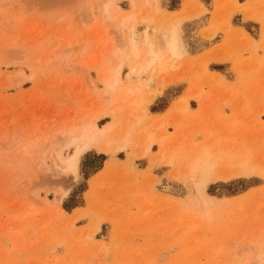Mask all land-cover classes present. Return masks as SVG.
<instances>
[{"label": "rangeland", "instance_id": "obj_1", "mask_svg": "<svg viewBox=\"0 0 264 264\" xmlns=\"http://www.w3.org/2000/svg\"><path fill=\"white\" fill-rule=\"evenodd\" d=\"M244 1L123 0L105 12L104 0H0V264H258L264 258L258 54L264 0L248 5L243 19L253 24H242L254 38L260 27L258 44L247 33L250 45L219 46L195 62L190 59L199 55L189 58L183 44L197 54L207 45L197 38L201 28L200 35L212 24L206 32L214 36L201 37L217 40L241 26ZM131 11L152 17L136 25L137 43L154 39L160 20L178 21L165 71L138 76L136 61L109 57L125 43L128 28L120 32L117 25ZM246 52L252 56L246 59ZM225 60L234 63L240 87L230 63V70L211 63ZM114 67L121 68L123 87L145 84L125 101L128 110L96 124H113L104 140L123 148L66 146L70 126L105 108L100 75ZM140 98L141 105L128 106ZM136 114L143 119L124 146L122 129ZM147 137L153 143L143 157ZM58 151L72 158L74 175L58 173ZM197 158L200 167L205 160L211 167L203 184L199 168L188 171Z\"/></svg>", "mask_w": 264, "mask_h": 264}, {"label": "bare ground", "instance_id": "obj_2", "mask_svg": "<svg viewBox=\"0 0 264 264\" xmlns=\"http://www.w3.org/2000/svg\"><path fill=\"white\" fill-rule=\"evenodd\" d=\"M120 1H123V0H104L103 11L105 12H110L111 10L113 11L114 6L117 4V2H120ZM136 6L137 5L133 3V8H136ZM138 12L131 11V12L125 13L120 16L117 28L119 29L120 32L123 31V29L128 28L127 38L125 40L124 45H122V47L121 46L120 48L115 47L110 50L109 57L110 58H120L121 56L125 55L127 58L133 61H136L138 63V66L135 69V71L138 76H140L141 74L149 70H153V69L157 70L158 72H163L166 69V64L164 61L170 56L171 47L175 43V31L177 29L176 25L178 21L177 20L176 21L175 20L173 21H167V20L161 21L160 20L159 22L160 24L154 28V32L156 34L155 38L149 39L146 37L144 38L143 41H141L140 43H137L134 39V30H135L136 25L141 24V23H149L152 21L151 16L139 17L140 15L138 14ZM190 15L188 14V16ZM106 18H109L108 20H111V19L114 20L117 17L111 15L109 17L106 16ZM129 25L131 26L129 27ZM87 43L90 44V41H88ZM76 44L78 46V43ZM101 64L102 63L99 61L96 65L93 66V69H95L96 71H99L101 68ZM89 69H91V66L86 65L85 70L88 71ZM122 82L123 80H122V73H121L120 67H114L113 69L104 71L100 75V83L105 87L102 92L103 93L102 95L107 98L105 100V97H104L106 106L104 105L105 108L104 107L102 109L100 108L101 110L98 108L99 111L97 110L96 111L97 113L91 116L92 118H90V120L83 121V122H80L79 124H76V125L73 124L72 126H70L66 132V135L69 138L68 144L66 146H72V145L77 144L78 150L80 149L84 150L86 148L94 147V148L100 149L104 153H110V152L116 153L119 149L123 148V147L121 148L117 147L115 149H112L113 148L112 141L104 140V136L107 133H109L113 129L115 130L113 124L112 125L110 124L104 128L96 127L98 120L101 119L103 116L107 115L108 113L116 115L124 111L125 108L127 107V103L125 102L127 98L130 95L133 96L136 94H140L145 87V84H140L138 86H134L133 88H129L127 86L128 87L127 88L121 85ZM143 102L144 100L140 98V101H138L137 103L135 101H132L130 102L131 104L128 103V106L129 105H133V106L141 105ZM111 106L113 107L110 109V111L109 110H108L109 112L106 111L107 107L109 108ZM133 112L135 113V111ZM128 115H127V118L130 116ZM136 115L137 116L133 118L132 122L129 123L130 125L127 126L128 128L126 130L122 129V131L124 132H121V133L122 134L124 133V134L121 137H123L122 141L124 143V146L125 144L128 143L133 127L143 117V115H139V114H136ZM124 120H126V118ZM129 121H130V117H129ZM126 122H128V119L126 120ZM123 128H126V127L124 126ZM145 141H146V144L144 146L143 152L141 153V156L143 157L150 152L151 145L153 143V140L151 139V137L150 138L147 137ZM55 154L59 161V163L56 164L58 173L60 172L63 175H74L76 172V169H75L72 158L65 159L64 157H62L61 151H58ZM157 157L160 158L159 156ZM169 163H172V162H169ZM209 166L210 165L208 161L205 160L204 163L200 167V159L197 158L196 160L190 162V168L188 171L193 173L196 169L199 168L200 182L199 181L198 182L199 184L200 183L203 184L204 182L207 181V178L209 176V169L211 168ZM259 260H260L259 263L264 264V258L259 256Z\"/></svg>", "mask_w": 264, "mask_h": 264}, {"label": "crops", "instance_id": "obj_3", "mask_svg": "<svg viewBox=\"0 0 264 264\" xmlns=\"http://www.w3.org/2000/svg\"><path fill=\"white\" fill-rule=\"evenodd\" d=\"M255 0H245L243 3H239V6H240V8H241V11H240V13L242 14L241 16L240 15H237L238 17H239V20L241 21V26L240 25H238V26H235L234 27V25H233V28H232V31L228 34V33H226L225 35L224 34H222V35H217V37L219 38V39H217V40H215V37L211 40V39H205L203 36L201 37V35L204 33V32H206V30H210L211 28H212V24H211V26H210V23L208 24V26H207V28L204 30V31H202V33H201V35H200V30H202L203 28H199L198 30L199 31H197L196 32V35H197V38H198V40H200L202 43H204L206 46H204L203 47V51H200V52H198L197 54H193L192 52V54L191 53H189L188 51H187V48H186V44L184 43V41H183V39H182V41H183V44H184V47H185V49H186V52H187V56L189 57V58H192V57H194V56H196V55H199V56H197V57H195V58H192V59H190V61H196V60H199L200 58H202V57H204V56H206L207 54H210L211 52H213L216 48H218L219 46H223V47H226V48H228L229 50L230 49H233V47L232 46H234V44L235 43H237V42H241V45H240V47H243V46H245L246 44L247 45H250L251 44V42H252V40H253V36L246 30V28H244V26L246 25V24H250V25H252L253 23H250L251 21H248V22H246L243 18H244V16H245V14H246V9H247V7H248V5L249 4H251V3H253ZM258 1V0H257ZM183 4H181L180 6H179V9L178 10H175V11H179V12H176V14H178V16H180L181 14H183V8L181 7ZM196 9H198V10H205V8L204 7H194V9H193V11H195ZM174 11V10H173ZM161 13H164V14H169V13H167V12H162V11H160ZM185 14V13H184ZM205 14V13H204ZM201 15H203V14H201ZM201 15H199V16H193V17H190V18H187V19H183L182 20V22H185V21H188V20H194V19H197V18H199ZM243 16V17H242ZM211 21V20H210ZM242 24H245L244 26L242 25ZM259 25V24H258ZM263 31V30H262ZM199 32V33H198ZM212 32V31H211ZM211 32H206V33H204V36L205 37H207V38H211V37H213L214 36V34L213 33H211ZM251 35L253 38H251L249 35ZM181 35V34H180ZM261 36H262V34H261ZM181 38H182V35H181ZM255 40H253V41H255V43L256 44H258L259 43V39H260V27L259 28H257V33H256V37L254 38ZM262 39V38H261ZM259 40V41H258ZM214 41V42H213ZM208 43H209V45H208ZM246 53H248V52H246ZM171 54H172V49H171ZM249 54V53H248ZM258 54H259V56L261 57V58H263V67H264V52L262 51V50H260L259 52H258ZM252 56V54H249V57L247 56L246 57V59L247 58H250ZM211 63H214V64H221V66H224L225 68H227V69H231L230 68V64H231V66H232V70L235 72V70H234V63L233 62H231V61H227V60H225V61H223V62H211ZM230 63V64H229ZM256 63H255V61L253 60V61H251V63H249V65L248 66H254ZM235 74H236V79H237V87H240V77H239V75L235 72ZM224 75V74H223ZM225 77V79H226V81L227 82H232V81H234V79L232 80V81H229L227 78H226V76H224ZM236 84V83H235ZM239 84V85H238ZM189 86V85H188ZM188 90H186L185 91V93H184V95L182 96V97H184L185 95H186V92H187ZM161 96H162V94L160 95V96H158L156 99H158V98H161ZM181 97V98H182ZM180 98V99H181ZM155 99V100H156ZM192 102H195L194 100H192ZM174 104V103H173ZM172 106V105H171ZM171 106L168 108V106H167V108H168V110L171 108ZM167 108L164 110V112H159V114L157 113L156 115H162V114H164L166 111H168L167 110ZM199 109V107L197 108V110ZM196 110V111H197ZM167 113V112H166ZM165 113V114H166ZM229 116H231V115H229Z\"/></svg>", "mask_w": 264, "mask_h": 264}]
</instances>
